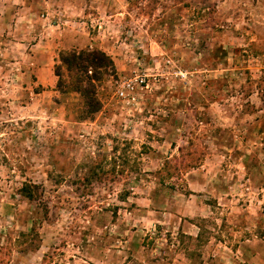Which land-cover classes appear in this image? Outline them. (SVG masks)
Listing matches in <instances>:
<instances>
[{"label":"rangeland","instance_id":"1","mask_svg":"<svg viewBox=\"0 0 264 264\" xmlns=\"http://www.w3.org/2000/svg\"><path fill=\"white\" fill-rule=\"evenodd\" d=\"M86 49L115 74L80 120ZM263 121L264 0H0V264H264Z\"/></svg>","mask_w":264,"mask_h":264},{"label":"trees","instance_id":"2","mask_svg":"<svg viewBox=\"0 0 264 264\" xmlns=\"http://www.w3.org/2000/svg\"><path fill=\"white\" fill-rule=\"evenodd\" d=\"M114 74L115 67L112 59L100 50L86 49L61 53L58 64L54 66V75L57 77L56 90L62 95L68 94L70 91L75 92L82 99L80 120L91 119L94 114L100 111L101 103L97 97L99 82ZM260 132L264 133V121ZM181 162L177 168L175 167V171L181 172L191 166L189 163ZM163 168H169L168 162L163 164L162 170ZM161 176L164 177L163 173L158 174V178ZM29 188L35 189L36 186L30 185ZM25 191L28 190L23 187L22 192L25 193ZM26 197L29 199L31 195L28 194Z\"/></svg>","mask_w":264,"mask_h":264},{"label":"crops","instance_id":"3","mask_svg":"<svg viewBox=\"0 0 264 264\" xmlns=\"http://www.w3.org/2000/svg\"><path fill=\"white\" fill-rule=\"evenodd\" d=\"M47 0H43V3L45 4ZM47 30H39L35 33L38 35H43ZM42 39L32 46L31 51L32 53L29 54L30 61L32 62V65L34 66V69H32L31 73L34 74V77L36 78V82L41 87H47L49 85L52 87V83L55 81L53 79L52 69H51V63H53L52 53L53 50L51 47L47 46L49 40L47 39L44 44H42ZM68 46V45H67ZM45 92V91H42ZM39 95V94H37Z\"/></svg>","mask_w":264,"mask_h":264},{"label":"built area","instance_id":"4","mask_svg":"<svg viewBox=\"0 0 264 264\" xmlns=\"http://www.w3.org/2000/svg\"><path fill=\"white\" fill-rule=\"evenodd\" d=\"M133 89V86L131 84V82H125L123 85H122V90L119 91V96H124V91H131Z\"/></svg>","mask_w":264,"mask_h":264}]
</instances>
